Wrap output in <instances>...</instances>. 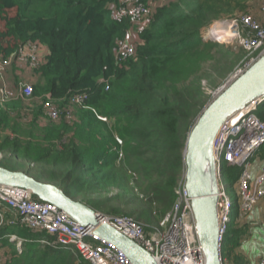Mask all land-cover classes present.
Returning <instances> with one entry per match:
<instances>
[{"label": "trees", "instance_id": "obj_1", "mask_svg": "<svg viewBox=\"0 0 264 264\" xmlns=\"http://www.w3.org/2000/svg\"><path fill=\"white\" fill-rule=\"evenodd\" d=\"M122 1L0 0V58L28 42L47 49L39 67L27 71L32 99L0 104V167L54 185L96 213L128 216L148 235L171 211L182 185L186 137L208 104L202 82L212 81L213 72L222 78L233 65L231 53L202 39L201 31L245 14L233 12L246 0H161L138 30L134 54L117 62L115 47L134 22L111 18L108 7ZM79 92L88 99L71 109V119H47L43 102L68 109ZM256 153L264 159V145ZM219 170L230 186L241 172L223 162ZM236 217L221 255L225 250L224 259L244 264L240 257L229 260L247 233L234 224ZM9 235L22 240L20 253ZM2 246L11 249L5 264H88L56 237L18 225L1 228Z\"/></svg>", "mask_w": 264, "mask_h": 264}, {"label": "built area", "instance_id": "obj_2", "mask_svg": "<svg viewBox=\"0 0 264 264\" xmlns=\"http://www.w3.org/2000/svg\"><path fill=\"white\" fill-rule=\"evenodd\" d=\"M114 19L131 18L138 21L150 15L147 5L137 0H123L116 7ZM260 11L264 15V0H261ZM215 30L208 34L209 31ZM230 29L233 40L239 48L248 53V58L235 70L226 83L241 75L257 59L264 56V20H257L249 15L240 14L234 18L213 22L201 31L202 39L211 40L224 30ZM135 42L123 40L115 47V59L122 62L135 52ZM41 63L40 47L28 42L20 46L8 58H0V80L10 65L28 70L36 69ZM203 83V82H202ZM203 87V86H202ZM217 89L211 94H216ZM20 94L24 98L33 95L32 86L26 83L18 84V92L9 89L5 83L0 85V104L13 100ZM88 96L85 92L75 93L68 99L70 107L60 109L50 101L42 103L47 119L58 120L61 116L71 119V109L84 106ZM244 112L242 113V111ZM236 118L227 120L219 129L213 143V157L219 171L221 162L228 166L238 167L241 172L237 179V198L241 214H248L264 197V165L253 178L250 160L264 145V96L243 109ZM260 110V117L257 115ZM117 143L121 141L117 139ZM122 158V155H120ZM221 176L217 177V222L218 243L221 254L224 237L231 222L234 209L233 202L227 196ZM176 191V201L171 211L160 222L159 226L146 235L143 225L128 216H109L101 214V221L127 236L145 249L157 264H204V257L196 237L194 222L191 217L190 200L184 188V180ZM16 216V222L32 232H46L56 237L57 244L68 246L88 264H131L126 256L111 243L99 238L94 230L82 227L69 216L55 208L52 204L36 200L30 191L24 188L0 185V230L7 223L5 213ZM10 242H16V249L21 252V242L15 235H9ZM43 245H53L45 240ZM220 264H233L221 255Z\"/></svg>", "mask_w": 264, "mask_h": 264}, {"label": "water", "instance_id": "obj_3", "mask_svg": "<svg viewBox=\"0 0 264 264\" xmlns=\"http://www.w3.org/2000/svg\"><path fill=\"white\" fill-rule=\"evenodd\" d=\"M263 96L264 56L217 89L187 134L182 178L204 264L221 262L216 211L218 170L213 157L215 137L227 120ZM0 185L27 189L38 200L52 204L80 226L93 229L95 235L121 251L131 264H157L140 245L101 221L100 213L70 199L54 185L39 182L22 171H9L2 167Z\"/></svg>", "mask_w": 264, "mask_h": 264}, {"label": "rangeland", "instance_id": "obj_4", "mask_svg": "<svg viewBox=\"0 0 264 264\" xmlns=\"http://www.w3.org/2000/svg\"><path fill=\"white\" fill-rule=\"evenodd\" d=\"M158 3H162V1L161 0H155L154 3L151 4V6H150V3L147 4L149 11L151 12L153 10V8L157 7ZM260 4H261V0H246V2L243 5V9L240 11L233 12V14L236 15V14H240V13H245L243 15H249V16L260 21V20H262V15H263L262 12L260 11ZM224 19H226V18H224ZM224 19L217 20L216 22H222ZM146 21H147L146 18H144V19L141 18L138 21H134L133 26L130 30L131 34L128 37V39L132 40L133 38H135L138 30L144 25V23ZM2 27H3V23L0 22V29H2ZM233 35H234V33L230 29H228V30L226 29L216 36L214 34L212 36H210L211 42L218 43L219 45L224 47V50H226L227 52L229 51L231 53V55L234 57V60H232L233 65L231 67V70L228 71L227 73H225V75L222 78H219L218 74L213 72V74H212L213 83H211L212 81L209 82V80L203 81L202 86L205 90V95L207 97L208 103L212 100L211 94L216 89L223 86L226 83V81L228 80V78L232 74L235 73V70H237L241 66V64H243L244 60L248 58V56H247L248 53L246 51L239 48L234 42H232L233 40H228ZM41 63H42V58H41ZM9 81H11V80L8 79V82ZM2 83H5L4 76H3V80L2 81L0 80V85ZM20 83L30 84L27 81H19L17 84H20ZM5 85H6V83H5ZM257 115L260 117V110H259ZM254 159H257L256 160L257 162H263L264 161V159H261L259 154H257V153L252 157L250 162L252 163L254 161ZM14 161H15V159L13 160V162ZM13 164H15V162ZM16 165L22 166V162H17ZM26 167L29 168L28 166H26V164H23V169H25ZM31 168H32L33 172L38 173L37 167H35V171H34L33 167H31ZM218 174L220 176L219 171H217V175ZM182 176H183V174H182ZM221 181L223 183V186H224V189H225L227 196H229L231 198L232 202L234 203V209H233L231 218L234 215V213H237V216H238L240 211H239V205H238V198H237V194H236L237 193V181L234 183L233 186H230L231 183L228 181L227 178H225L224 181L223 180H221ZM259 204H261V203H259ZM176 205H177V203L175 204V206ZM139 206L142 207L144 205H139ZM256 208H257V206H256ZM125 209L129 212H132V213L137 212V209L132 207V206H128ZM258 211H259L260 219L258 220V218H256L257 222L249 223V226L247 227V233L244 235L243 246H244V249H246V253L243 255L240 254V257L242 258L244 264H264V237H263L264 232L258 231V230L264 228L263 227L264 226V206H262L261 209L259 208ZM100 214L109 215V216H115V215L121 216L122 215V214H110V213H108V214L107 213H100ZM6 216L10 217L14 222L16 221V216L14 213H11V212L5 213V219H6ZM245 216H246V214H244L243 218L240 219V220H242V222H244ZM162 219L163 218H161L160 220H162ZM152 227H153V229L155 228V226H152ZM18 240L22 243V240L20 238H18ZM13 243L15 244V248H16V242H13ZM10 252H11V249H10ZM222 255L224 257H226V251L225 250L222 251ZM76 257H78V256H76ZM1 262L2 261L0 259V263ZM229 262H231V261H229Z\"/></svg>", "mask_w": 264, "mask_h": 264}, {"label": "crops", "instance_id": "obj_5", "mask_svg": "<svg viewBox=\"0 0 264 264\" xmlns=\"http://www.w3.org/2000/svg\"><path fill=\"white\" fill-rule=\"evenodd\" d=\"M160 4L161 3H158L157 5H160ZM108 9L110 11L111 18L114 19V17H115L114 14H115V10H116L115 6L110 5L108 7ZM263 20H264V15H262V21ZM130 34L131 33L127 34L125 36L124 40L133 41L135 43L139 41L138 35H136V34H135L136 35L135 38H133L132 40L128 39ZM40 55H41L42 60H44V57L47 55V49L45 47H43V46H40ZM27 71H28V69L18 68V67H16L15 64L10 65L9 68H7V70L5 72V75H4V79H5V83H6L7 87L9 89H11V90H15V91L18 92V84L17 83L19 81H27V82L30 81L29 78L27 77V74H28L29 71L28 72ZM8 79L11 80V81L8 82ZM20 99H22L24 102H28L32 98H24L20 94H18L17 97L15 99H13L12 101L20 100ZM35 102H36V100H35ZM256 160L257 159H254V161L252 163H250V165H251V175H252L253 178L257 175L260 167L262 165H264V161L263 162H257ZM259 203H261V204H259ZM256 206H257V208H256ZM262 206H264V197L254 206V209L251 212L246 214V216L244 217L245 218L244 222H242V220H240V219L243 218L244 214L239 213L238 216L235 219V223L234 224H237V226H239V227L241 226L242 228L245 227L247 229V227L249 226V223L257 222L256 218H258V220L260 219V215H259V211L258 210H259V208L261 209ZM6 213H8V212H6ZM7 224L20 226L18 224V222H16V221L14 222L13 220H8ZM258 231L259 232H264V228H262V229H260ZM263 237H264V233H263ZM243 240H244V237L241 238V240L239 242V245L232 249V252L230 253V258L231 259H229V260H232L233 257H240V254L243 255V254L246 253V249H244V246H243ZM10 253H11L10 249L7 246L0 247V259L2 261L0 264H5L7 261L10 260Z\"/></svg>", "mask_w": 264, "mask_h": 264}, {"label": "bare ground", "instance_id": "obj_6", "mask_svg": "<svg viewBox=\"0 0 264 264\" xmlns=\"http://www.w3.org/2000/svg\"><path fill=\"white\" fill-rule=\"evenodd\" d=\"M216 27H213L208 34H211L214 30H215ZM244 112V110L242 111V113ZM239 114H236L233 118H236ZM154 260V259H153Z\"/></svg>", "mask_w": 264, "mask_h": 264}]
</instances>
